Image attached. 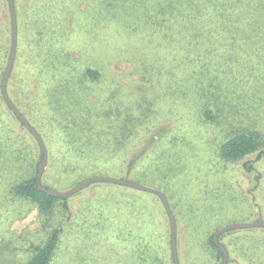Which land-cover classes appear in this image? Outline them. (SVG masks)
Returning a JSON list of instances; mask_svg holds the SVG:
<instances>
[{
    "label": "rangeland",
    "instance_id": "374dc122",
    "mask_svg": "<svg viewBox=\"0 0 264 264\" xmlns=\"http://www.w3.org/2000/svg\"><path fill=\"white\" fill-rule=\"evenodd\" d=\"M14 2L18 38L8 93L45 143L44 172L52 168L45 184L67 191L95 176L131 178L121 177L117 167L122 160L127 165L135 159L133 173L139 178L144 170L158 168V176L147 171L152 183L128 180L162 191L172 203L181 238L180 264H220L223 259L215 258V250L194 236L197 229L204 233V214L211 225L264 222V158L248 173L244 162L255 160L256 154L237 161L220 155L221 144L235 133L254 131L264 138V38L250 42L255 50L244 49L243 41L256 32L239 41L245 35L238 28L217 35L213 25H201L190 30L198 41L199 63L194 48L188 51L184 44L189 25L175 21L178 11L172 6L178 0ZM165 17V28H155ZM154 21L160 23L154 26ZM128 25L144 28L127 32ZM173 31L176 36L170 38ZM11 43L10 2L0 0V90ZM188 52L196 64H186ZM88 67L101 78L87 77ZM64 80L66 90L57 89ZM14 132L29 137L25 129ZM42 160L34 169L39 170ZM88 161H108L105 167H115L107 174L93 166L88 177L72 169ZM257 174L259 185L251 190ZM5 188L0 184V264L27 262V246L42 243L51 225L62 228L55 264H119L117 259L132 247L127 241L133 244V236L141 232L135 207L146 202L119 183H92L68 196L69 211L59 202L51 215L10 200ZM153 200L154 209L145 211L152 212L156 225H169L167 209ZM194 210L201 214L198 219ZM245 229H233L223 239L232 247L227 248V264H264V226Z\"/></svg>",
    "mask_w": 264,
    "mask_h": 264
},
{
    "label": "trees",
    "instance_id": "16d2710c",
    "mask_svg": "<svg viewBox=\"0 0 264 264\" xmlns=\"http://www.w3.org/2000/svg\"><path fill=\"white\" fill-rule=\"evenodd\" d=\"M172 7L175 8V10H177L178 12L176 13L175 17L172 16L174 14V11H172L171 18L175 17V21H177L178 23L181 22L184 27L186 23L189 25L187 29V34L184 37V44L186 47H188V51H191L194 48V54L198 58L199 63H202L199 58V51L195 50L198 46V41L195 40V35L190 36V30H197L200 28L201 25H213L214 29L217 30V35L229 33L235 31L238 28L237 30L241 31V33L245 35L242 37H238L239 41H242L244 37L249 36L246 35V33L256 32L253 38H249L248 40L243 41L247 44V47L244 49L256 47L255 44H250V42L264 38V0H178V2ZM119 21H122V18H120ZM167 21L168 19L166 17L163 18L160 22L164 24H161L160 27L155 28H160V30H163ZM156 22L160 23L159 21ZM156 22L154 21L152 24L154 26H157ZM133 27H138V25H128L126 31H140L144 28L143 26L138 28ZM41 32L43 31L41 30ZM175 34V31H173V33L169 34V37L174 38L176 36ZM255 49L256 48H253L252 50ZM186 54V64L194 65L197 63V60H195L193 56L189 55L190 52ZM7 56L9 57V55ZM55 69H59L60 71V65L56 63ZM85 75L94 80H98L99 78H101V73L90 67L85 70ZM66 81L67 80H64L62 84L61 82L57 83L58 85H56V88L58 89V86H62L61 90H66L64 86ZM72 97L75 98L76 96ZM73 102L76 103V99ZM2 103L7 106V109L2 106ZM77 104L79 103L77 102ZM205 114L207 118L211 119V111H208ZM74 117H78V114H75ZM14 120H16V122H14ZM15 129H25V131L29 135L27 140L24 137H20L19 135H17L14 132ZM84 138L85 137L80 136L78 140L84 141ZM80 148L82 149L80 150L81 152H86L85 150H83L82 147ZM76 154L78 157L85 159V157L81 153L76 152ZM252 154H256L255 160H247L246 162H244V169L248 173H251L255 170V162L264 158V138L263 136H259V133L254 131H242L235 133L231 135L228 139H226L220 146V155L223 160L237 161ZM42 158H44V153L41 151V145L38 139L24 125V123L20 121V119L12 111L11 107L6 103L2 95L1 89L0 184H3L6 187L5 192L10 197V200L16 202L18 201L21 203L27 202L29 205L38 208L40 212H42L44 215H51L58 207L59 202H63L64 208L66 209V211H69V205L67 203L68 197H56L48 194L46 191L40 188L38 184L39 170L38 168H34H36V166L38 165V161ZM134 160L130 161L127 165L125 164V160H122L121 163L118 164L117 168L118 171H120L121 173V177L128 178V176L130 175L132 177L128 179L134 180L136 182H140L143 184H148L149 182L152 183L151 180L153 179L148 178L150 174H148L147 171L151 170L152 172H154V174H156V176H158V168H148L144 170L143 172H141V177L139 178L136 172L133 173V167L135 164ZM103 161L95 163L92 162L91 165L89 164V161L87 163L88 165L85 163L74 164V167H72V169L77 168L79 169L78 173H86V175L84 176L88 177L94 173V171L92 170L93 166H98L97 168H101L98 169L100 172L105 173V170L108 174V171H112V168H114L115 166L108 165L106 166V168L104 165L108 163V161L106 163H104ZM24 162H30V164L23 166ZM33 169L34 171L32 172ZM51 170L52 168H49V170H47V172H44L42 175L41 181L44 185H46L44 182V180H46V173H50ZM156 176H154V178H156ZM3 178H5L6 180H2ZM260 178L261 175L257 174L254 181L255 186L251 190L257 189ZM52 183L56 184V182ZM73 183L74 181L71 180L70 184ZM121 186L124 189H129L136 191V193H140V197L142 196V200L143 202H146V204L145 206L138 205L139 207H135V210H137V213L135 214V223L139 224L141 232L140 234H138L139 236H137V234L133 236V244L131 241H127V247H131V245L132 247L128 248V255H126L125 257L122 256L121 259H117L118 263L175 264L172 246V226L168 213L165 211L167 215V220H169V225L163 226L162 224H159L160 226H158L154 223V217H152V212L148 213V211H145L146 208L147 210H151V208L154 209L153 199L156 198L162 202L163 207L166 210V207L161 197L155 192L141 190L123 184H121ZM46 187L50 188L51 186L46 185ZM170 205L171 207H173L172 203H170ZM193 212L196 213V217L197 214L201 216L200 212L195 210ZM148 214L152 215L148 216ZM17 216L21 217L22 213L19 211L17 213ZM203 221L206 224L201 227L204 233L197 229L196 234L194 236L198 239L202 238L203 247L208 246L210 249H214V256L219 261L223 259V253L221 252L219 246L214 243L213 237L215 233L227 223L215 221L211 225L210 219L206 214H204ZM197 222L198 221H195L194 225ZM232 230H228L222 233L219 236V240L222 242L226 235L233 232ZM245 230H249V227H247V229ZM234 232H239V230H236ZM61 233L62 228L60 225H51L48 234L42 243L36 244L35 242H33L30 244L29 247L27 246V248L31 251V255L27 262H25L24 264H55L54 258L56 256V252L61 240ZM190 233L192 234V231H190ZM180 240V234L177 229L176 244L179 261L181 260ZM231 242L236 246L240 241L233 239ZM4 245L7 246L8 243L6 242ZM225 245L227 246L229 251H231L230 249L232 247H230V244L225 243ZM114 263L116 264L115 260Z\"/></svg>",
    "mask_w": 264,
    "mask_h": 264
},
{
    "label": "water",
    "instance_id": "95a60500",
    "mask_svg": "<svg viewBox=\"0 0 264 264\" xmlns=\"http://www.w3.org/2000/svg\"><path fill=\"white\" fill-rule=\"evenodd\" d=\"M9 2H10L11 15H12V43H11V54L9 57V62H8L7 68L5 70V74H4V77L2 80V84H1L2 95H3L6 103L11 107L12 111L16 114V116L20 119V121L22 123H24V125L35 135V137L38 139V141L41 145V150L44 153V158L40 163V167H39V171H38V184H39L40 188L42 190L46 191L50 195L65 198V197H68V196L80 191L81 189L89 186L92 183H95V182H113V183L128 185V186H131V187H134L137 189L147 190V191H151V192H155V193L159 194L160 197L162 198L164 204H165V207H166L168 214L170 216V219H171L172 234H173L172 246H173L174 261H175V264H180L179 257H178V251H177V244H176V232H177L176 217H175V214L170 207V204H169V201H168L166 195L162 191L157 190V189L152 188V187L147 186V185H143L140 183H136L134 181H130L128 179L114 178L111 176H95V177L85 179L67 191H59V190L49 189L43 185L41 178H42L44 170L46 169V166H47V157H48L47 148L45 146V143H44L41 135L30 124V122L26 119V117L21 113V111L15 105V103L12 101V99L8 93V81H9V78L11 76L12 69H13L14 62H15L16 51H17V38H18L15 2H14V0H9ZM254 226H264V222L263 221H256V222H247V223H232V224H229V225L219 229L215 233V235L213 237L214 243L219 246L221 252L223 253V260L220 264H227L228 259H229V252H228L226 245L219 240V236L228 230L240 229V228H246V227H254Z\"/></svg>",
    "mask_w": 264,
    "mask_h": 264
}]
</instances>
